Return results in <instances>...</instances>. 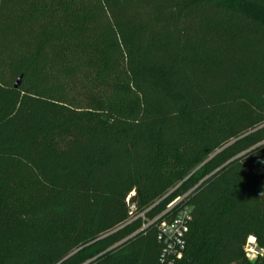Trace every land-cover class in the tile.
Masks as SVG:
<instances>
[{
  "label": "trees",
  "instance_id": "1",
  "mask_svg": "<svg viewBox=\"0 0 264 264\" xmlns=\"http://www.w3.org/2000/svg\"><path fill=\"white\" fill-rule=\"evenodd\" d=\"M263 166L264 0H0V264H160L188 193L176 264H264Z\"/></svg>",
  "mask_w": 264,
  "mask_h": 264
},
{
  "label": "built area",
  "instance_id": "2",
  "mask_svg": "<svg viewBox=\"0 0 264 264\" xmlns=\"http://www.w3.org/2000/svg\"><path fill=\"white\" fill-rule=\"evenodd\" d=\"M189 195L190 193L174 200L162 215L144 226L146 228L156 224L157 240L161 245L160 264H176L183 258L186 236L192 223V210L189 206H179L178 208L177 206L184 203ZM243 251L245 259L249 263L257 262L264 255V250L254 237L248 238Z\"/></svg>",
  "mask_w": 264,
  "mask_h": 264
},
{
  "label": "water",
  "instance_id": "3",
  "mask_svg": "<svg viewBox=\"0 0 264 264\" xmlns=\"http://www.w3.org/2000/svg\"><path fill=\"white\" fill-rule=\"evenodd\" d=\"M21 81H22V79L19 78V79L17 80V82L15 83V88H16V89L20 86ZM263 168H264V166H263ZM135 200H136V195L133 194V195L129 198V200H128V206H129L130 209H133V207H134V203H135Z\"/></svg>",
  "mask_w": 264,
  "mask_h": 264
},
{
  "label": "rangeland",
  "instance_id": "4",
  "mask_svg": "<svg viewBox=\"0 0 264 264\" xmlns=\"http://www.w3.org/2000/svg\"><path fill=\"white\" fill-rule=\"evenodd\" d=\"M133 194H134V193H133ZM133 194H132V195H133ZM132 195H131V196H132Z\"/></svg>",
  "mask_w": 264,
  "mask_h": 264
}]
</instances>
